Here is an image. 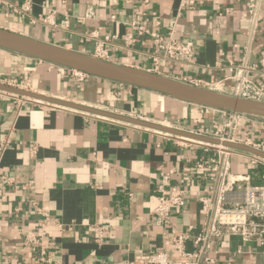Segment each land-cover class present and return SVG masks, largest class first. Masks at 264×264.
<instances>
[{
  "label": "crops",
  "instance_id": "crops-1",
  "mask_svg": "<svg viewBox=\"0 0 264 264\" xmlns=\"http://www.w3.org/2000/svg\"><path fill=\"white\" fill-rule=\"evenodd\" d=\"M143 1L0 0V28L94 56L98 43L109 35L111 40L103 43L105 55L98 56L104 60L229 94L235 93L237 67L246 61L260 91L254 99L264 100V0H259L256 18L249 11L250 0ZM89 11L93 17H87ZM136 11H146L141 22L164 37L193 41V62L162 59L156 69L153 38L137 35L128 24ZM50 12L55 13V27L38 20ZM114 15L116 21L111 20ZM93 31L97 38L90 36ZM2 78L16 79L17 87L38 94L184 131L225 119L216 109L155 91L93 75L79 81L66 67L0 48ZM245 122L255 128L251 138L264 143V119ZM9 132L12 144L2 172L14 177L16 186L0 181V264H41L40 248L25 243V236L43 219L34 203L56 220L44 240L46 264H106L162 249L176 258L171 246L175 235L193 236L205 221L197 197L212 181L195 164L200 157L216 156L217 150L199 141L42 101L19 107L14 98L3 97L0 138ZM252 156L243 151L231 156L233 175L250 176L245 185L262 183L264 173L255 178L252 174L264 163L252 164ZM169 171L172 185L192 192L185 207L171 211V222L159 226L152 211L158 204L161 173ZM31 181L35 188L20 187ZM214 246L216 264H264L258 244L243 243L237 235L226 234Z\"/></svg>",
  "mask_w": 264,
  "mask_h": 264
},
{
  "label": "built area",
  "instance_id": "built-area-1",
  "mask_svg": "<svg viewBox=\"0 0 264 264\" xmlns=\"http://www.w3.org/2000/svg\"><path fill=\"white\" fill-rule=\"evenodd\" d=\"M149 0H144L143 3H148ZM192 3V2H191ZM259 0H250L249 11L253 18L257 17L259 11ZM147 14V12L136 11L135 16L128 23L133 27L137 35H149L153 38L155 47L151 54L152 60L158 68L162 59L173 63H192L196 54V47L193 41H186L175 38L173 35L164 37L160 33L146 27L139 17ZM94 12L89 11L87 17H93ZM153 15H156L153 12ZM39 21L52 26H57L55 22V13L50 12L43 17L38 18ZM112 21H116L117 17H111ZM69 24L68 19L65 21ZM255 34V29L251 31V35ZM92 38L98 37V32L90 33ZM111 36H105L101 43H98V56L105 55V44L111 40ZM96 56V57H98ZM100 58V57H98ZM102 59V58H101ZM39 60V59H38ZM42 62V60H39ZM261 65L264 66V56L261 59ZM237 71L233 79L237 81L235 93L232 95L241 96L245 98H256L260 91L252 78L251 70L247 68L246 61ZM72 75L79 81H83L89 77L88 73L70 69ZM0 83L11 86H19L16 79H0ZM3 97H12L15 99L17 105L21 107L26 102L40 103L41 101L22 96L7 91L0 90V99ZM224 118H229L231 122L242 123L245 120L253 117L238 112L226 111L216 109ZM220 119H213L210 127H199L192 129L190 132L219 138L222 140L244 143L246 145L258 148L264 151V144H260L253 140L248 135L239 136L237 132L227 134L225 128L218 123ZM12 132L6 133L0 138V181L7 185H15L14 177L8 173L2 172V164L7 150L12 144ZM166 133V132H165ZM168 134V133H166ZM188 140V139H187ZM189 142H198L195 140H188ZM199 144L206 148L217 150V155L197 159L195 167L198 170L207 172L212 181L208 188L203 189L198 193V201L201 204L202 211L205 213V221L201 223L199 230L195 235L178 234L175 235L172 241V248L175 251L176 258H172L167 249L155 250L150 252H140L127 259L109 261L106 264H216L217 263V249L214 244L221 240L226 234H233L240 237L243 243L255 242L261 248L264 255V174L262 175V183L257 185H245V182L250 180V176L233 175L231 156L235 149L226 148L221 145H212L204 142ZM32 152L36 150L34 144L30 145ZM252 155V154H251ZM252 164L264 163V159L253 155ZM173 171L162 172L160 176V183L157 187L158 204L153 209L152 215L154 223L159 226L168 225L171 221V211L174 208H183L187 204V198L192 192L187 186L172 185ZM245 185L243 196L238 198L239 190ZM19 187V186H17ZM24 189L35 188L34 182H29L20 186ZM35 210L43 216L42 221L38 227L31 233L25 236L26 245H31L40 248L39 261L41 264L49 263L44 250L45 239L48 236L47 228L51 223L56 222L51 218L48 211L43 207L34 203ZM97 232L102 235V228L97 227ZM192 245V249H189Z\"/></svg>",
  "mask_w": 264,
  "mask_h": 264
},
{
  "label": "water",
  "instance_id": "water-1",
  "mask_svg": "<svg viewBox=\"0 0 264 264\" xmlns=\"http://www.w3.org/2000/svg\"><path fill=\"white\" fill-rule=\"evenodd\" d=\"M0 48L68 69L79 70L99 78L155 91L185 103L264 118V100L236 96L213 88L200 87L185 80L164 76L148 70L116 64L91 54L36 40L2 28H0ZM0 90L61 107L82 110L98 116L124 121L140 127L170 133L188 140L221 145L226 148L248 152L264 159V151L246 144L200 135L142 118L120 115L72 101L38 94L4 83H0Z\"/></svg>",
  "mask_w": 264,
  "mask_h": 264
},
{
  "label": "rangeland",
  "instance_id": "rangeland-1",
  "mask_svg": "<svg viewBox=\"0 0 264 264\" xmlns=\"http://www.w3.org/2000/svg\"><path fill=\"white\" fill-rule=\"evenodd\" d=\"M264 119V118H261ZM218 123L221 124V127L225 128V132L227 134L229 133H233V132H237V134L239 133L240 135H248L249 137H251V135H253L255 133V128H252V125L247 123V122H242V123H237L235 124L234 122H231L229 120V118H225V119H220L218 120ZM242 144H244L242 142ZM260 144H264L261 143Z\"/></svg>",
  "mask_w": 264,
  "mask_h": 264
},
{
  "label": "trees",
  "instance_id": "trees-1",
  "mask_svg": "<svg viewBox=\"0 0 264 264\" xmlns=\"http://www.w3.org/2000/svg\"><path fill=\"white\" fill-rule=\"evenodd\" d=\"M239 136H245V135H240L238 134ZM253 176L252 177H258L260 176L261 174L264 173V164H259L254 170H253Z\"/></svg>",
  "mask_w": 264,
  "mask_h": 264
}]
</instances>
